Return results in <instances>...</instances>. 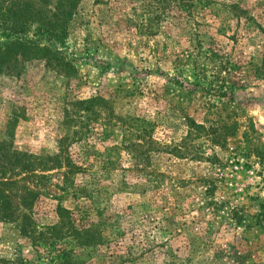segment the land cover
<instances>
[{
	"label": "rangeland",
	"instance_id": "374dc122",
	"mask_svg": "<svg viewBox=\"0 0 264 264\" xmlns=\"http://www.w3.org/2000/svg\"><path fill=\"white\" fill-rule=\"evenodd\" d=\"M6 2L36 18L54 9L53 0ZM192 3L179 13L157 0H79L61 39L33 18L12 36L0 27V45L13 38L48 45L75 69L63 77L39 60L6 67L0 149L53 155L60 138L76 133L67 151L83 172L67 195L49 178L31 213L41 228L55 222L60 205L96 226L100 242L78 251L82 264H264V0ZM196 40L228 55L232 67L174 68ZM92 97L108 111L96 121L87 113V125L75 118L70 130L61 124L66 105ZM109 109L150 124L156 145L140 149L137 166L112 149L121 131L107 126ZM185 115L205 127L233 123L235 131L223 143L188 136ZM15 255L34 257L0 223V259Z\"/></svg>",
	"mask_w": 264,
	"mask_h": 264
},
{
	"label": "trees",
	"instance_id": "16d2710c",
	"mask_svg": "<svg viewBox=\"0 0 264 264\" xmlns=\"http://www.w3.org/2000/svg\"><path fill=\"white\" fill-rule=\"evenodd\" d=\"M192 1L157 0V3L162 11L175 8L179 13H190L193 8ZM53 2V12L44 19L36 18L34 12L29 14L28 11L17 10L6 0H0V27L12 36L17 29L22 30L25 23L32 21L33 18V22L45 28L44 31L50 38L61 39L66 31L65 25L79 0H53ZM231 8L237 17L241 15V13L237 15L238 9L235 5H231ZM26 9L31 8L26 7ZM18 30L17 32H20ZM193 49V54H186L184 58L182 55L176 56L173 67L177 69L193 64L192 69L197 70L206 63L217 72L222 70L224 73L230 69V66L232 67L228 55L219 53L211 45L205 47L196 40ZM200 57L203 63L198 65ZM30 60L42 61L45 66L63 77L75 74L73 66L48 45L21 38H13L0 45V74L11 63ZM200 69L205 68L200 67ZM195 79L198 81L197 76ZM172 80L173 77L168 79V81ZM107 104L100 97L71 102L62 111L61 124L68 130L79 124L78 119L84 122L82 124L86 122L87 125L90 120L87 113L95 114L96 121L102 112L108 111ZM109 112L106 117L107 126L121 131L120 143L112 146V149L124 151L126 157L137 166L140 162V149H153L156 145L151 139L150 124L142 118L120 117L113 114L110 109ZM75 118H78L77 121ZM183 118L188 136H205L213 143L219 141L223 143L226 136L235 131L233 123L219 122L214 127H205L203 123L198 124L186 115ZM75 136L76 133L72 131L70 135L66 134L60 138L56 153L53 155H33L28 152L0 149V223L11 225L17 232L19 241L29 246L34 254L31 261L21 255H15L12 261L0 259V264H82L77 258L78 251L92 249L99 244L100 233L97 227L86 224V221L73 210L60 205L55 207L56 220L53 224L38 228L32 219L31 208L40 196L39 189L45 191L43 186L49 178L57 177L61 193L67 195L72 185V178L83 172L81 167L71 161L67 151L69 145L77 140ZM101 137L105 139L106 135L101 132ZM171 149L177 147L172 146ZM19 249L20 244L17 246V251Z\"/></svg>",
	"mask_w": 264,
	"mask_h": 264
}]
</instances>
